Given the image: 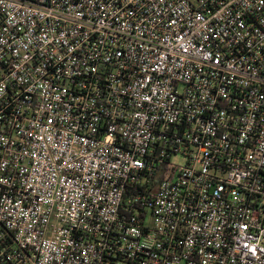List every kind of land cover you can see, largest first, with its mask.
<instances>
[{
  "label": "built area",
  "instance_id": "1",
  "mask_svg": "<svg viewBox=\"0 0 264 264\" xmlns=\"http://www.w3.org/2000/svg\"><path fill=\"white\" fill-rule=\"evenodd\" d=\"M0 264H264V0H0Z\"/></svg>",
  "mask_w": 264,
  "mask_h": 264
},
{
  "label": "rangeland",
  "instance_id": "2",
  "mask_svg": "<svg viewBox=\"0 0 264 264\" xmlns=\"http://www.w3.org/2000/svg\"><path fill=\"white\" fill-rule=\"evenodd\" d=\"M173 161H174L175 163H180V162H181V160H180L179 158H175Z\"/></svg>",
  "mask_w": 264,
  "mask_h": 264
}]
</instances>
